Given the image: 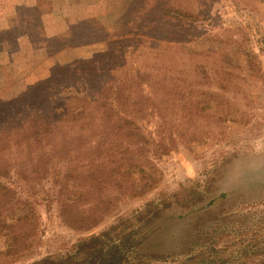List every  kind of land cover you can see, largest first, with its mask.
<instances>
[{
  "label": "rangeland",
  "instance_id": "rangeland-1",
  "mask_svg": "<svg viewBox=\"0 0 264 264\" xmlns=\"http://www.w3.org/2000/svg\"><path fill=\"white\" fill-rule=\"evenodd\" d=\"M158 1L183 9L182 27L141 23ZM87 2L93 8L65 9L71 20L89 16L58 36L63 44L75 39L72 46L47 50L45 33L52 31L41 26L2 59L0 124L31 104L50 106L57 84L81 79L98 87L114 73L125 81L120 88L136 96L135 86H154H144L149 100L141 97L134 117L165 151L147 146L122 156L104 152L98 160L94 151H57L58 179L42 171L10 175L7 196L24 205L17 210L16 202L0 200V264L112 257L114 264H264V0ZM26 16L20 6L10 25ZM164 83L184 85L185 96L164 106L174 97L161 93ZM64 163L76 169L66 172ZM128 164L144 172L120 175ZM26 176L31 186L9 185ZM16 215L26 224L12 220ZM29 225L34 235L22 239Z\"/></svg>",
  "mask_w": 264,
  "mask_h": 264
},
{
  "label": "trees",
  "instance_id": "trees-1",
  "mask_svg": "<svg viewBox=\"0 0 264 264\" xmlns=\"http://www.w3.org/2000/svg\"><path fill=\"white\" fill-rule=\"evenodd\" d=\"M182 11L183 9L179 6L175 7L174 3L169 4L158 1L141 14L140 20L142 24L145 23L149 26L163 27V25L169 24L167 28L171 27V23L174 22L179 25V29L183 25L181 21L184 17ZM27 12V16L22 21L23 24L15 27L19 30L17 34H14L15 28L0 31V64L4 57L9 56L10 50L18 45L20 37L30 39L33 34L38 33L39 28L42 26L41 13L35 15L30 10H27ZM166 34L171 36L168 31H166ZM74 40L63 44L58 36L46 38V49L51 50L58 47L57 49L60 52L62 48L72 46ZM0 69H2L1 66ZM139 75L145 77V74L139 73ZM123 80L118 79L115 81L114 73H109L101 79L98 87L81 79H76V82L66 86H62V83L57 84L59 89H53L49 94L52 97L50 106L31 104L25 109V113L13 115L2 122L0 124V200L9 198L7 195L10 188L3 182H8L10 175L19 176L24 172L26 175L31 173L34 176V173L42 171L46 174L50 173L58 179L59 173L57 171L62 165L55 162L57 151H76L77 154H80L79 151H94L91 154L97 160L104 152L117 151V155L121 154L122 156L123 154H132L133 151H145L143 147L147 148V146L149 149L146 151H150L151 148H163L162 151H165L164 145L156 144L151 135L148 137L143 133L144 131L137 124L134 117L135 114L140 112L139 109L135 108H138L141 103V97L146 104L145 99L149 100L144 86L149 90H154V86L148 83L135 86L141 94L136 96L134 90L120 88L121 83H125ZM162 89L161 93H166L165 96H174L166 101L164 106L174 104L178 95L184 93L182 96H185L186 89L184 85L173 89L169 84L164 83ZM107 93L113 95L110 100L107 99ZM71 102H77L81 106L70 109L68 105ZM148 104L154 111V103ZM14 151L18 153L19 157L15 156ZM94 157L88 159L80 167L88 165ZM64 164L66 172L76 169L75 166H70L68 163ZM130 168H132V171L137 169L135 173L144 172L143 169L138 168V165L128 164L126 173L120 171V175L125 176L129 173ZM114 171L116 172V170ZM116 175H119V172H116ZM63 177L66 178V176ZM12 183H16L18 186L20 183L28 184L27 186L33 184L27 176L22 177L21 180L12 179L9 185ZM10 199H8L9 204L14 201L18 204L17 210L23 209V201ZM16 207L17 205L13 204V208ZM1 214L3 213H0V217ZM12 220L20 223L22 219L16 215ZM21 222L25 223L23 220ZM1 228L11 231L12 226L3 222ZM33 232H35V229H31V225H29V228L23 233L22 239L30 238L34 235ZM10 235L14 246L18 235H14L13 232ZM9 246L4 247L7 252ZM83 246L86 247V242ZM114 260V257H112L111 259H102L94 263L84 264H114Z\"/></svg>",
  "mask_w": 264,
  "mask_h": 264
},
{
  "label": "crops",
  "instance_id": "crops-1",
  "mask_svg": "<svg viewBox=\"0 0 264 264\" xmlns=\"http://www.w3.org/2000/svg\"><path fill=\"white\" fill-rule=\"evenodd\" d=\"M43 4H46L47 6L46 10L40 15L41 24L43 28L47 27L52 31L51 33H45L47 38L61 35L63 30L72 23L71 21L74 22V20H84L89 18V16L81 14L71 17L74 18V20H71L64 14L66 8H93L94 6V3L87 2V0H0V31L15 28L10 25L11 18L14 17L16 10L20 6H23L26 11L30 10L31 12H34L35 15H39L36 14V12ZM21 19L22 22L25 17H22ZM23 41H28V39L20 37L18 42Z\"/></svg>",
  "mask_w": 264,
  "mask_h": 264
}]
</instances>
